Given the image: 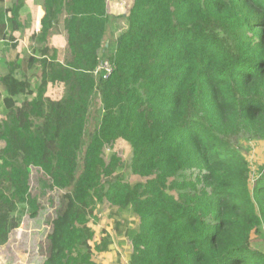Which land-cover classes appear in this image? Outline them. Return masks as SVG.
<instances>
[{
    "label": "trees",
    "instance_id": "16d2710c",
    "mask_svg": "<svg viewBox=\"0 0 264 264\" xmlns=\"http://www.w3.org/2000/svg\"><path fill=\"white\" fill-rule=\"evenodd\" d=\"M6 1L0 192L11 189L5 202L26 205L32 218V167L70 192L43 264H103L91 243L95 204L105 202L137 219L136 228L124 222L128 264H264V0H132L126 31L108 43L107 0H43L30 52L18 36L8 40L21 8ZM104 61L113 67L106 79L95 75ZM240 136L254 155L233 143ZM125 146L144 183L118 174L117 153L106 160ZM6 237L0 220V245Z\"/></svg>",
    "mask_w": 264,
    "mask_h": 264
},
{
    "label": "rangeland",
    "instance_id": "374dc122",
    "mask_svg": "<svg viewBox=\"0 0 264 264\" xmlns=\"http://www.w3.org/2000/svg\"><path fill=\"white\" fill-rule=\"evenodd\" d=\"M109 6V25L108 33L105 41L113 42L116 38L126 31L128 27L127 11L132 6V0H107ZM36 0H7L6 6L13 7L19 6L18 20L22 28H30L32 19L31 10L34 11V5ZM41 6H39V9ZM42 9L38 10L39 12ZM38 20V17H37ZM23 23L25 25H23ZM37 23V21H36ZM25 50L31 51L29 41L25 42ZM109 51L103 53L102 60H105L109 56ZM3 49L0 48V77L5 72V66L2 61L4 57ZM38 80L34 82L33 89L37 87ZM34 96H35V91ZM58 94V93H56ZM101 108V99L97 95L94 101L93 117L90 121L88 131L93 132L96 127L94 114ZM3 111L0 108V126L3 128ZM233 143L242 150V153L246 156L254 155L256 145L246 143L245 137L240 136L235 138ZM16 147H19V143L15 142ZM117 153L123 160V167L119 170L118 174L128 183L136 184L139 182L144 183L146 180L141 179L138 176H134L128 169L131 162L132 152L128 147H121L115 151H107L106 160L110 158L111 153ZM31 194L38 199L40 210L36 218H32L29 215L26 205H12L9 202H5L6 198L11 197L13 191L11 189L0 192V220L4 223V228L7 233L6 241L0 245V264H43L47 259L49 249L51 246V237L54 232L55 222L57 220L58 211L61 208V201L64 197L68 199L70 197L69 191L51 189L47 184L49 178L44 174L41 169L31 168ZM95 216L93 219L94 230L96 231V241L91 243L92 250L95 256L103 264H128L132 244L126 238L125 227L128 224L131 228H136L137 219L133 217L129 212H121L117 208L111 207L107 202L96 203ZM72 208L79 213H87L89 210L85 206L73 205ZM63 220H58L57 223L61 226ZM116 222H122L120 229L123 234L115 233ZM128 222V223H126ZM253 237L255 234L253 233ZM257 238V237H255ZM97 242H110L108 250L100 253L97 250ZM262 242L260 243V245ZM255 246L258 243L254 244Z\"/></svg>",
    "mask_w": 264,
    "mask_h": 264
},
{
    "label": "crops",
    "instance_id": "0c3cea01",
    "mask_svg": "<svg viewBox=\"0 0 264 264\" xmlns=\"http://www.w3.org/2000/svg\"><path fill=\"white\" fill-rule=\"evenodd\" d=\"M39 6H41V8L40 9H44V7H43V0H36V4L34 5V11L32 12V10H31V12H29V13H31V17H30V19H32V22H31V24L33 23V19H34V17L35 16H37V13H38V10H40L39 9ZM7 8H11V7H8V6H6ZM23 25H25L24 23H23ZM30 31H32V25H31V27L29 28H22V25H20V23H19V21H13L12 23L9 21L8 22V30H7V37H8V40L10 41V39H11V37H13V36H18L19 38V41H21L22 43H23V46H27V45H25V42H28V33L30 32ZM66 39H67V36H66V33L65 32H62V34H61V36H60V38H59V41L60 42H65L66 41ZM6 44L7 43H10V42H5ZM0 45H1V47L3 46L4 47V44L3 43H1L0 42ZM24 48V47H23ZM25 49V48H24ZM4 55H5V57H2V61H3V64H4V66H5V72L7 71V67H6V60H7V54L6 53H4ZM5 74V73H4ZM3 74V75H4ZM3 75H1V77L3 76ZM0 77V78H1ZM37 80V78H33L32 79V85L34 86V82ZM35 89H33V87H32V92L34 91ZM33 96H34V94H33ZM20 101V100H19ZM3 109V108H2Z\"/></svg>",
    "mask_w": 264,
    "mask_h": 264
},
{
    "label": "built area",
    "instance_id": "2783aa9c",
    "mask_svg": "<svg viewBox=\"0 0 264 264\" xmlns=\"http://www.w3.org/2000/svg\"><path fill=\"white\" fill-rule=\"evenodd\" d=\"M44 16H45L44 9H42L40 12L38 11V13H37L38 20H37V17L35 18V29H36L37 33H39L41 31V29L43 28ZM36 21H37V23H36ZM99 73H102L103 77L105 79L109 78L113 73L112 65L108 61L102 62L100 64V66L97 68L95 75H97Z\"/></svg>",
    "mask_w": 264,
    "mask_h": 264
}]
</instances>
